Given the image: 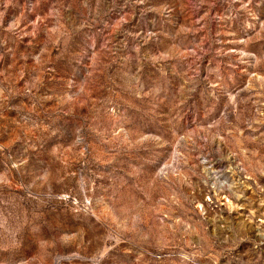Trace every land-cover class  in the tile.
I'll use <instances>...</instances> for the list:
<instances>
[{
  "label": "rangeland",
  "instance_id": "obj_1",
  "mask_svg": "<svg viewBox=\"0 0 264 264\" xmlns=\"http://www.w3.org/2000/svg\"><path fill=\"white\" fill-rule=\"evenodd\" d=\"M0 264H264V0H0Z\"/></svg>",
  "mask_w": 264,
  "mask_h": 264
}]
</instances>
